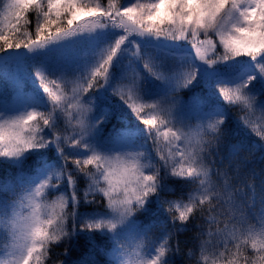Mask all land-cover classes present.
<instances>
[{"label": "snow or ice", "instance_id": "1", "mask_svg": "<svg viewBox=\"0 0 264 264\" xmlns=\"http://www.w3.org/2000/svg\"><path fill=\"white\" fill-rule=\"evenodd\" d=\"M134 64L144 71L129 75ZM0 78L14 85L11 97L0 88V167L17 169L0 200V264H45L50 245L96 233L112 264H174L172 233L154 241L135 219L165 203L169 178L190 184L166 202L177 231L205 218L198 264H264V169L242 174L241 157L264 144L231 142L241 124L264 140V0H6ZM216 96L243 115L233 121ZM113 117L124 127L105 136ZM98 195L103 212L79 211Z\"/></svg>", "mask_w": 264, "mask_h": 264}, {"label": "trees", "instance_id": "2", "mask_svg": "<svg viewBox=\"0 0 264 264\" xmlns=\"http://www.w3.org/2000/svg\"><path fill=\"white\" fill-rule=\"evenodd\" d=\"M2 2H6V0H0V3ZM101 2L106 4L107 0H101ZM117 3L123 4L126 3V0H117ZM28 15L29 18L33 21V23L29 25V29L34 32V14L29 13ZM179 50L183 51L184 49L181 48ZM132 67H135L140 72L144 71L138 64H134L129 68V75H131ZM11 84L12 82L10 80L6 82L4 79L0 78V88H3L7 92L9 97L13 95V92L10 89ZM23 85L26 87L25 91L28 92H31L35 88V84L32 82L25 81ZM194 91L197 93H202L204 90H202L201 88H196L194 89ZM89 95H91V93H89ZM192 95L193 92L189 90H182L179 92V97L184 101H188ZM213 99L216 103L223 106L225 110L230 113L233 121L238 120V118L243 115V113L237 106L225 104V102L219 96L213 97ZM118 100V97L112 98L113 103H117ZM129 122L132 126L138 125L140 128L144 127L142 124H139V122L134 117H130ZM102 127L104 128L105 136H107L108 134L114 132L116 129L123 128L124 122L118 121L115 117H113L106 125H103ZM229 127H231V123L229 124ZM239 127L240 132L237 138L231 140L232 143H235L236 139H238L240 136H243L248 137L251 141L257 144H264V140H261L259 136L255 135L250 128H245L242 124ZM148 145L151 149L150 140L148 141ZM66 151L71 153V150L69 149H66ZM53 155H55V153H53ZM261 155H264V153H261L260 151L255 152V154L253 155H249L247 152L241 153V157L248 160V164L246 165L244 173L242 174H246L251 169H256L257 172H259L261 169H264V160L260 158ZM152 156V162L156 163L158 161V157L156 156L154 150H152ZM30 163L31 161H29V164ZM69 168H73V165L71 163H69ZM161 174H164V169H161ZM16 175L17 169L7 166L0 167V200L12 198L11 192H6L4 190V185H11ZM166 183L169 184L173 190L166 191L161 194V201H165V203H162V205L159 206L155 204L151 206L155 210V214L137 213L135 217L136 223L139 226H149V236L154 241H160L165 230L169 233H172V237L169 240V243L173 246V248H175L177 244L179 247V251L173 257L174 264H198L199 249L197 240L195 238L199 232L198 226L204 224L205 218L197 214L193 219H190L188 221L187 225L183 226V230L177 231V229L181 227L179 223H176L175 225L173 224V218L177 215V213L174 210H170L171 205L166 202L181 199L183 192H186L189 189L190 184L186 181H178L174 178H169ZM85 187L86 181L82 176H78L77 194L79 196L82 197ZM61 190L65 192L68 191L66 181L62 185ZM54 194L55 193H51V195L49 196L50 200H52L53 197L58 193L56 195ZM96 200L98 201V203H94L91 205H84L82 203L79 211L81 213L103 212L105 210V202L103 198L98 195L96 196ZM70 210L71 205H69V211ZM245 214L249 215V218L254 215L258 219L260 216V206L257 205L256 208L251 212L248 209H245ZM107 240L108 238L106 236H101L99 233H96L94 234V242L92 243H90L86 237L81 236L68 243L62 241L58 244H52L49 246V258L45 261V264H62V262L63 264H79V262L84 257L88 256L90 252L96 264H112V260L108 255V252H110L111 249L110 247L105 246ZM66 250L68 252L67 256H65L64 254ZM190 252L192 253V255H189Z\"/></svg>", "mask_w": 264, "mask_h": 264}, {"label": "rangeland", "instance_id": "3", "mask_svg": "<svg viewBox=\"0 0 264 264\" xmlns=\"http://www.w3.org/2000/svg\"><path fill=\"white\" fill-rule=\"evenodd\" d=\"M128 2V0H126V3ZM201 39H203V37H201ZM23 87H24V89L26 88L24 85H22ZM11 88V91L13 92L14 91V85H13V83L11 84V86H10ZM64 190H65V188H64ZM57 193H55L54 195H56ZM51 195V194H50ZM49 195V196H50ZM49 198V197H48ZM53 199H55V196L53 197ZM50 200V199H49ZM2 243H4V241H1V243L0 244H2Z\"/></svg>", "mask_w": 264, "mask_h": 264}]
</instances>
